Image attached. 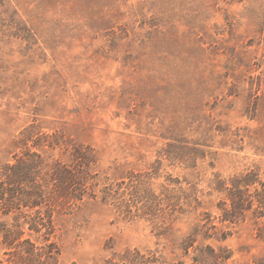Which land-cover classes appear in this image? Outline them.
<instances>
[{"label": "rangeland", "instance_id": "374dc122", "mask_svg": "<svg viewBox=\"0 0 264 264\" xmlns=\"http://www.w3.org/2000/svg\"><path fill=\"white\" fill-rule=\"evenodd\" d=\"M78 145L96 196L54 204ZM32 153L44 200L0 198V264L24 239L56 264H264L260 220H222L217 190L264 170V0H0V187Z\"/></svg>", "mask_w": 264, "mask_h": 264}, {"label": "trees", "instance_id": "16d2710c", "mask_svg": "<svg viewBox=\"0 0 264 264\" xmlns=\"http://www.w3.org/2000/svg\"><path fill=\"white\" fill-rule=\"evenodd\" d=\"M26 154L20 158L15 165L6 166L2 173L3 180L7 184L0 187V198L3 205L7 207H33L42 202L44 183L34 181L33 171L38 168L39 163H43L39 154ZM38 157V159L34 158ZM73 161L71 164L53 163L49 181H52V191L49 194L54 204H58L60 200H81L86 195L89 197L96 196L95 180L97 173H93V157L94 153L90 147L78 145L74 147L72 152ZM35 172H38L36 169ZM41 182V183H40ZM27 183V184H26ZM2 181L0 182V185ZM11 186L15 188H11ZM217 190L224 193V199L221 201L219 208L222 212V220L236 222L250 216L256 222L260 220L258 226L259 235L264 237V170L259 166H252L245 170L234 173L225 179H217ZM9 194L7 195V193ZM103 200H113L115 193L111 188L104 187L100 190ZM44 200V199H43ZM62 202V201H61ZM9 209V208H8ZM49 213L46 214L49 217ZM38 218L40 215H38ZM35 220V219H33ZM42 224L41 222H37ZM32 229L36 232L41 231L37 225H32ZM44 227V224L42 225ZM44 235L50 233L49 226ZM14 236L16 232H10L7 236ZM43 235V234H42ZM48 240L47 237H45ZM15 256H20L24 264H56L57 248L54 243H45L41 246H35L29 239H24L16 245ZM213 251V249H212ZM225 252V250H223ZM227 258L226 253L215 254ZM30 262V263H29Z\"/></svg>", "mask_w": 264, "mask_h": 264}]
</instances>
